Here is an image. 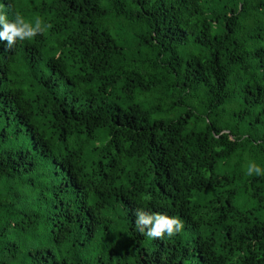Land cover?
Returning a JSON list of instances; mask_svg holds the SVG:
<instances>
[{
  "label": "trees",
  "instance_id": "16d2710c",
  "mask_svg": "<svg viewBox=\"0 0 264 264\" xmlns=\"http://www.w3.org/2000/svg\"><path fill=\"white\" fill-rule=\"evenodd\" d=\"M0 5V264H264V0Z\"/></svg>",
  "mask_w": 264,
  "mask_h": 264
},
{
  "label": "clouds",
  "instance_id": "9594fccd",
  "mask_svg": "<svg viewBox=\"0 0 264 264\" xmlns=\"http://www.w3.org/2000/svg\"><path fill=\"white\" fill-rule=\"evenodd\" d=\"M45 23L36 18L28 19L20 13H15L12 19L0 5V42H7L11 48L18 40L27 41L34 39L45 31ZM245 174L249 177L264 176V166L255 161H249L245 166ZM136 226L140 232L146 233L152 238L172 237L184 229V221L178 216H169L161 213H153L140 209L136 212Z\"/></svg>",
  "mask_w": 264,
  "mask_h": 264
}]
</instances>
